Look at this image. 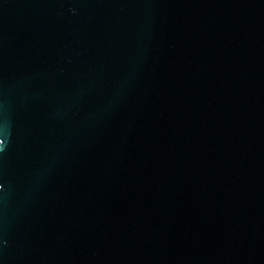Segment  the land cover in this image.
Wrapping results in <instances>:
<instances>
[{
	"label": "water",
	"instance_id": "1",
	"mask_svg": "<svg viewBox=\"0 0 264 264\" xmlns=\"http://www.w3.org/2000/svg\"><path fill=\"white\" fill-rule=\"evenodd\" d=\"M0 264H264V0H0Z\"/></svg>",
	"mask_w": 264,
	"mask_h": 264
}]
</instances>
